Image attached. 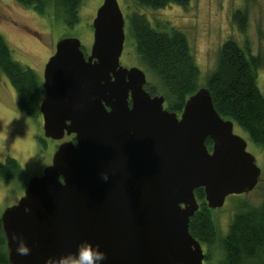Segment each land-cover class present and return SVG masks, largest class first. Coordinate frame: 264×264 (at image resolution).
<instances>
[{"label":"water","instance_id":"95a60500","mask_svg":"<svg viewBox=\"0 0 264 264\" xmlns=\"http://www.w3.org/2000/svg\"><path fill=\"white\" fill-rule=\"evenodd\" d=\"M124 24L117 0H103L88 54L78 38L62 37L45 63L43 135L72 138L0 212L10 264H45L83 241L100 244L105 264H203L201 243L188 230L199 206L194 189L202 187L206 206L216 208L258 182L246 140L217 112L206 86L177 114L145 89L140 67L119 62ZM17 236L29 255L17 254Z\"/></svg>","mask_w":264,"mask_h":264},{"label":"trees","instance_id":"16d2710c","mask_svg":"<svg viewBox=\"0 0 264 264\" xmlns=\"http://www.w3.org/2000/svg\"><path fill=\"white\" fill-rule=\"evenodd\" d=\"M32 8L39 15H52L67 26L79 20L78 7L81 0H15ZM135 6L152 9L169 4L186 7L189 0H131ZM128 36L140 64L154 81H146L150 94H162L164 106L177 114L181 112L186 98L199 86L200 70L191 52L186 35L168 22H156L152 26L145 14L136 10L126 15ZM237 29L244 33L247 23L246 11L236 8L231 15ZM260 56L253 53L245 39L241 45L232 38L218 47L214 67L207 73L204 86L209 89L212 103L224 118L245 131L258 145L264 156V93L257 84ZM0 72L16 92L15 107L21 113L35 117L43 94L41 79L28 66L11 56L10 48L0 35ZM211 140L207 139L208 148ZM20 171L19 162L12 156L0 160V178L8 180ZM198 208L189 217L191 235L207 247L218 243L217 264H264V203L254 206L245 200L229 220L224 233L218 232L212 218V208L204 201L202 187L194 189ZM1 212V211H0ZM204 259L210 260L209 253ZM0 264H10L6 240L0 221Z\"/></svg>","mask_w":264,"mask_h":264},{"label":"rangeland","instance_id":"374dc122","mask_svg":"<svg viewBox=\"0 0 264 264\" xmlns=\"http://www.w3.org/2000/svg\"><path fill=\"white\" fill-rule=\"evenodd\" d=\"M103 0H81L78 7L79 20L73 26L65 25L52 15H39L32 8L20 5L15 0H0V35L7 42L11 56L24 66L31 67L42 81L43 68L62 37H76L84 52L90 50L93 38L92 20ZM125 19V39L119 57L122 65L138 66L147 81H154L140 64L134 45L128 36L127 18L129 11L136 10L148 18L152 26L156 22H168L181 30L187 37L194 60L199 67V86L204 85L207 73L214 67L219 45L232 38L243 45L248 40L253 53L260 56L261 65L257 71V84L264 93V0H189L186 7L169 4L163 8L135 6L131 0H117ZM236 8L246 11L247 23L241 33L231 20ZM17 95L7 78L0 72V160L14 157L20 164L19 173L8 180L0 178V211L18 201L29 178L39 175L51 161L59 142L69 139L66 135L53 140L43 135L42 116H27L15 107ZM38 109V100H37ZM233 131L246 140V150L260 168L257 184L249 191L228 194L220 207L212 208L211 215L218 232L224 233L229 220L245 200L250 205L264 203V156L262 149L253 143L248 134L236 124ZM207 264H217L218 243L207 247ZM206 260H203V264Z\"/></svg>","mask_w":264,"mask_h":264},{"label":"clouds","instance_id":"9594fccd","mask_svg":"<svg viewBox=\"0 0 264 264\" xmlns=\"http://www.w3.org/2000/svg\"><path fill=\"white\" fill-rule=\"evenodd\" d=\"M101 179L107 181L109 173L103 171ZM16 241V252L20 256H27L31 252V247L23 236L14 237ZM107 260L106 252L99 243L83 241L78 244L75 251H67L59 256H49L45 264H105Z\"/></svg>","mask_w":264,"mask_h":264},{"label":"flooded vegetation","instance_id":"af4514ba","mask_svg":"<svg viewBox=\"0 0 264 264\" xmlns=\"http://www.w3.org/2000/svg\"><path fill=\"white\" fill-rule=\"evenodd\" d=\"M54 51H55V49H54ZM54 51H53V53H54ZM88 52H89V51H88ZM88 52H87V53L84 52V53H85V56L88 54ZM53 53H52V54H53ZM52 54H51V55H52ZM51 55H50V56H51ZM50 56H49V57H50ZM48 59H49V58H48ZM47 61H48V60H47ZM47 61H46V62H47ZM44 66H45V65H44ZM123 66H125V65H123ZM129 66H132V65H129ZM129 66H127V67H129ZM43 93H44V90H43ZM42 95H43V94H42ZM41 97H42V96H41ZM178 114H179V113H178ZM66 136L72 138V134H70V135H66ZM70 138H69V139H70ZM203 252H204V251H203ZM204 254H205V252H204ZM203 260H204V259H203Z\"/></svg>","mask_w":264,"mask_h":264}]
</instances>
